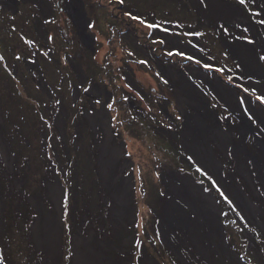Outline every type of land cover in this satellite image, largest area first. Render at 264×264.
<instances>
[{
  "label": "rangeland",
  "instance_id": "rangeland-1",
  "mask_svg": "<svg viewBox=\"0 0 264 264\" xmlns=\"http://www.w3.org/2000/svg\"><path fill=\"white\" fill-rule=\"evenodd\" d=\"M251 1L256 10L246 3L248 16L229 0H123L137 17L129 20L115 0H0L3 264H243L227 236L264 264V68L257 53L264 54V0ZM168 13L205 40L201 48L187 43V51L171 25L175 38L164 39L191 60L181 64L173 54L164 68L162 44L148 37L147 25ZM227 25L245 35L233 37ZM80 68L98 85L90 92L79 83ZM156 71L168 81L162 94L175 103L168 112L179 117L176 125L160 118L167 102L159 113L147 103L149 89H158ZM136 82L144 97L133 91ZM226 89L238 94V107ZM99 112L106 117L96 121ZM108 132L120 153L104 175L100 146ZM56 183L58 202L48 195ZM122 185L130 192L125 205L116 201ZM173 197L185 218L169 224ZM190 203L205 206L198 212ZM47 216L59 224L57 242L45 232ZM243 223L258 234V246ZM162 225L172 228L166 236ZM87 235L76 257V241Z\"/></svg>",
  "mask_w": 264,
  "mask_h": 264
},
{
  "label": "flooded vegetation",
  "instance_id": "flooded-vegetation-1",
  "mask_svg": "<svg viewBox=\"0 0 264 264\" xmlns=\"http://www.w3.org/2000/svg\"><path fill=\"white\" fill-rule=\"evenodd\" d=\"M5 1V0H4ZM17 1H19V0H17ZM115 2H116V4H117V6H118V8H119V11H120V15L121 16H123V15H125L126 13H131L130 11H129V9L128 8H126V6H125V4L124 3H121L120 2V0H115ZM5 6V5H4ZM17 7V6H16ZM8 9V8H7ZM128 9V10H127ZM132 15V14H131ZM174 16H175V14L174 15H172V14H170V13H168L167 14V17L165 18V20L166 21H163V20H161V19H158V20H155L154 19V23L155 24H151V25H154V27H152V32L150 33V35L148 36V37H151L152 39H154L153 41L154 42H158V43H161V41H163L161 44H162V56H163V58H161V60L162 61H166L167 63H166V65H161V67H164V68H166V67H168L169 65H171L170 63H171V60H170V58H171V56L173 55V54H175V53H177V52H180V53H182V55H177V59L178 60H180V63L181 64H185V63H187L188 62V60H186V59H188L187 57H190V55H189V52H187V51H189V47H188V45H187V43L189 44L190 42H192V41H194V42H196L197 43V46H198V48H201V44H200V38L201 39H203V40H205L204 38V34H203V32L202 31H199V32H197V34H195V32L196 31H193L194 29H191V26H189V25H184L182 22H181V20H177V19H173L174 18ZM172 17V18H171ZM144 18V17H143ZM128 19L130 20L131 18L128 16ZM167 19H170V20H167ZM146 20L144 19V22H145ZM147 22H149V23H151V21H149V20H147ZM171 25H175L177 28H179L180 30H181V36H179V38L178 39H182L183 38V42L182 41H179L180 42V44H183L182 45V48L184 49V47L187 49V51L186 52H182L178 47H176V48H171L172 47V43H170V42H168V41H166L164 38H166V39H169V38H175L174 36H172L173 35V33H175L174 32V30H173V27L171 26ZM159 30H162L163 32L161 33V32H159ZM184 32L186 33V38L184 39ZM135 34V33H134ZM165 35H167L166 37H165ZM135 36H136V34H135ZM121 37L122 38H125L126 36H125V34H122L121 35ZM150 38V39H151ZM149 39V40H150ZM166 42H168L167 43V45H166ZM174 42V41H173ZM137 43H136V41H135V43L134 44H132V46L134 47V48H136V49H138V50H141V49H139V48H137ZM221 46V45H220ZM221 48H222V46H221ZM41 53V51L40 50H37L36 51V57H37V54L38 53ZM151 52V51H150ZM169 53H172L171 55L169 54ZM188 53V54H187ZM198 53V52H197ZM192 55H194V51H192V53H191ZM195 56V55H194ZM153 57H155L156 58V55H153ZM159 57H160V54H159ZM193 57V56H192ZM196 57V56H195ZM183 60H185V61H183ZM189 60H191V59H189ZM160 67V66H159ZM161 67H160V71H162L161 70ZM119 68H122V66H119ZM160 71H156L155 73H156V77L157 78H155V82H156V85H157V87H158V89H156V88H150L149 89V92H148V94H149V98L147 99V103L149 104V105H151L152 103H156V105H157V111H158V113H159V111L160 110H162L158 105H160V103H161V101H163V104H164V102H167V104H168V106H165V108H164V110H162L164 113H165V115H163L162 113L160 114L159 113V115H161V119H162V121H163V123L165 124V127L166 126H170V124L171 123H174V125H176L177 124V122H176V119H173L174 117H172V115H170L169 114V112H168V109H170L171 110V107H173V106H175V103H173L172 104V102H170L169 101V99H168V95L167 94H162L163 92H164V88H163V86H162V84L164 85V83L165 84H167L168 83V81L166 80V78L164 77V75L163 76H160L159 75V72ZM80 72H81V75H83V82H81L80 80H79V83H80V85L82 86V87H84V92L85 91H88V92H90V88H88V87H93V86H98L97 85V83L95 82V79L94 78H90V79H88V77H87V75H85L83 72H82V69L80 68ZM92 83V84H91ZM129 84V83H128ZM139 83H137L136 82V84L134 83V85L135 86H132L133 87V91L135 92V93H137V94H139V96H141V97H144L143 95H141V93H140V88H142L140 85H138ZM143 89V88H142ZM152 90V91H151ZM141 92H142V90H141ZM160 92V93H159ZM158 93V94H157ZM92 94V93H91ZM93 95V94H92ZM93 96H95V95H93ZM99 97H101V96H99ZM151 100H153V101H151ZM146 108H148L149 110H152L151 112L152 113H154V111H153V109L151 108V107H149L148 105H146ZM175 112L177 111L176 109L174 110ZM93 113V112H92ZM91 113V114H92ZM91 114H87V117H88V119H89V122H90V115ZM94 117V116H93ZM92 127V126H91ZM60 224H61V221H60ZM173 247V246H172ZM1 256H4V255H1ZM0 256V257H1ZM254 257V256H253ZM240 258V257H239ZM251 257L249 256V258L248 259H250ZM255 258V257H254ZM252 259V258H251ZM256 259V258H255ZM253 260V259H252ZM251 260V262H253ZM245 264V263H244Z\"/></svg>",
  "mask_w": 264,
  "mask_h": 264
},
{
  "label": "bare ground",
  "instance_id": "bare-ground-1",
  "mask_svg": "<svg viewBox=\"0 0 264 264\" xmlns=\"http://www.w3.org/2000/svg\"><path fill=\"white\" fill-rule=\"evenodd\" d=\"M80 6L78 3L73 2L72 4H70L69 9L71 10V12L74 14V16H76V18H78L80 21L83 19V14L81 13L80 10ZM224 93L226 95L231 96L232 98V102L234 104L235 107H238V101H237V97L235 95V92L230 91L228 89H226V91L224 90ZM230 98V97H229ZM258 109V108H257ZM259 110V109H258ZM100 114L101 119L103 120L106 117V113L105 112H99L97 115H95L93 118L97 121L98 120V116ZM203 116H199L198 117V121L200 123H205V117L202 118ZM106 119L104 120V125H106ZM216 131L221 132V130L219 129H215ZM110 139H111V135L107 134V138L105 139V142L103 145L100 146V150H101V156H102V172L104 175H107L110 171V168L112 167L113 169V165L115 163V159L118 157L120 150L117 151V147L116 145H110ZM129 147H133L132 145H129ZM121 193L119 195L116 196V201L122 205H125L128 200L130 199V192H129V187L126 185H122V189L120 191ZM60 187L58 186V184L56 183V185H51L49 187V191H48V195L55 201L58 202L59 198H60ZM194 193L190 192V195H193ZM181 195H185L184 192L181 191ZM172 197V195H171ZM186 199H188V197H185ZM205 200L210 199L212 200L211 197L206 196L204 197ZM175 198L173 197L172 199H170L167 202V207L165 209V217L166 220L169 224L173 223L176 221V219H184L185 217H183V214H181L179 212V209L174 205ZM213 201V200H212ZM211 201V202H212ZM192 204V206L196 209V211L198 212H202L203 211V207L205 206V204L203 205H199L197 206L196 203H190ZM212 209L215 207L210 204ZM216 210V209H215ZM119 214L121 215V209L118 210ZM183 217V218H182ZM178 225V224H177ZM44 228H45V232L47 235H52L51 239H53V242H57V237H58V233H59V224L55 221H51L50 217L47 216V222L44 221ZM183 228H186L187 230L189 229V226L187 225L186 222H183ZM169 229H172L169 225H162V231L164 233V235L166 236V233L169 231ZM89 234V233H88ZM89 240V235L79 238L76 243H77V252H76V257H78V255L81 253L80 251V245H87V241ZM171 244V243H170ZM171 246H173L171 244ZM193 247H196L197 249H201L203 248V245L200 243V241L194 240L193 243ZM86 250L90 251L91 253H95L96 256H98L100 258L101 253L94 251V249H91L90 247L86 246ZM207 252V251H206Z\"/></svg>",
  "mask_w": 264,
  "mask_h": 264
},
{
  "label": "trees",
  "instance_id": "trees-1",
  "mask_svg": "<svg viewBox=\"0 0 264 264\" xmlns=\"http://www.w3.org/2000/svg\"><path fill=\"white\" fill-rule=\"evenodd\" d=\"M229 1H231V2H238V5L237 6H239V8H241L242 10L243 9H247L246 8V3H248L249 5H252V7L254 8V4H253V1H251V0H244L245 2L244 3H241L240 1H237V0H229ZM248 10V9H247ZM254 10H256L255 8H254ZM244 11V10H243ZM245 12V11H244ZM250 12V11H249ZM246 13V12H245ZM247 14V13H246ZM251 14V13H250ZM248 15V14H247ZM249 16V15H248ZM253 18V17H252ZM254 19H256L257 20V18H254ZM231 29H233V27L230 25H227V30L229 31V32H231ZM231 34H232V36L233 37H243L244 35H245V31L243 30V29H236V30H233L232 32H231ZM257 53H259V57H260V59H261V57H264V54L261 52V51H258ZM236 63V62H235ZM261 64H262V66H263V68H264V59H261ZM223 71H225V68L223 69ZM227 77V76H226ZM230 84L232 85V87L236 90V91H238V92H240L241 94H242V92L241 91H239L240 89L243 91V86L241 85V84H239V83H237V82H230ZM246 91V90H245ZM247 93H248V91H246ZM213 96V95H212ZM262 108L264 109V103L262 104ZM222 211L223 212H225V211H227L226 209H222ZM229 212V211H228ZM222 223H223V227L225 226V224H226V220H225V222H224V219H222ZM246 227H247V229H251V228H249L247 225H245ZM252 233H253V240H255V238L258 236V234L256 233V232H253V229H251L250 230ZM226 233L228 234V232H227V229H226ZM227 241H228V243H229V246H230V248L240 257V259H241V261L243 262V263H245V264H259L258 262H257V260L253 257V260L251 259L252 258V256H251V254L248 252V251H241V249H239L238 248V246H237V244L236 243H234V241L233 240H230L229 238H228V236H227ZM236 244V245H235ZM254 244L256 245V246H258V243H257V240H255L254 241ZM249 256L251 257L250 259H248L249 258ZM251 260L253 261V262H251Z\"/></svg>",
  "mask_w": 264,
  "mask_h": 264
},
{
  "label": "snow or ice",
  "instance_id": "snow-or-ice-1",
  "mask_svg": "<svg viewBox=\"0 0 264 264\" xmlns=\"http://www.w3.org/2000/svg\"><path fill=\"white\" fill-rule=\"evenodd\" d=\"M120 2L121 3H123V0H120ZM240 2L241 3H244V0H240ZM126 15H129L130 16V18L131 19H137V17L136 16H134V15H131L130 13H126ZM141 23H144L143 21H140ZM149 28H151V27H154V25H151V24H149V25H147ZM163 41H161V43H162ZM249 43H252V41H249ZM170 55L172 54V53H169ZM176 55H182V53H180V52H177V53H175ZM188 59H191V57H187ZM261 59H264V57H261ZM141 63H144V61H141ZM197 63H199V61H197ZM205 67H207V65H205ZM257 99H260V97H257ZM97 103H99V101H97ZM262 103H264V101H262ZM109 107H110V105H109ZM178 119H179V117H177Z\"/></svg>",
  "mask_w": 264,
  "mask_h": 264
},
{
  "label": "water",
  "instance_id": "water-1",
  "mask_svg": "<svg viewBox=\"0 0 264 264\" xmlns=\"http://www.w3.org/2000/svg\"><path fill=\"white\" fill-rule=\"evenodd\" d=\"M233 92H235V91H233ZM235 95H236V97H237V101H238V94L235 92ZM239 102H240V100L238 101V104H239ZM240 105H241V103H240ZM242 108V107H241ZM242 112H243V110H242ZM244 113V112H243Z\"/></svg>",
  "mask_w": 264,
  "mask_h": 264
},
{
  "label": "clouds",
  "instance_id": "clouds-1",
  "mask_svg": "<svg viewBox=\"0 0 264 264\" xmlns=\"http://www.w3.org/2000/svg\"><path fill=\"white\" fill-rule=\"evenodd\" d=\"M243 225L245 226V224L243 223ZM245 228H247L246 226H245ZM0 245H2V243L0 244ZM241 260V259H240ZM3 259L2 260H0V264H3ZM241 263H243L242 261H241ZM244 264V263H243Z\"/></svg>",
  "mask_w": 264,
  "mask_h": 264
}]
</instances>
